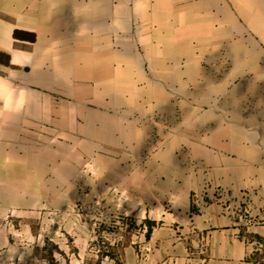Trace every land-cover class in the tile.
<instances>
[{
    "label": "crops",
    "instance_id": "crops-1",
    "mask_svg": "<svg viewBox=\"0 0 264 264\" xmlns=\"http://www.w3.org/2000/svg\"><path fill=\"white\" fill-rule=\"evenodd\" d=\"M0 264H264V0H0Z\"/></svg>",
    "mask_w": 264,
    "mask_h": 264
},
{
    "label": "rangeland",
    "instance_id": "rangeland-1",
    "mask_svg": "<svg viewBox=\"0 0 264 264\" xmlns=\"http://www.w3.org/2000/svg\"><path fill=\"white\" fill-rule=\"evenodd\" d=\"M89 199L92 200V205H95L96 208L92 209L91 213L89 212L90 209L84 208L88 205ZM129 203L128 197L120 193L106 196L99 194L92 197L77 196L75 202L71 203L66 212L52 213L50 223H53L56 229L51 228L50 235L69 234L72 236L76 234L87 236L88 241L92 239V242L90 241L87 245L89 250L95 249L97 242L99 246L100 241L108 244L113 241V252H116L117 248L120 247L121 225L123 223H134L126 214L129 213L127 212ZM84 219H87V222H84ZM2 223L6 225L7 229H11L15 233L18 230V223H21V218L15 210L9 209L4 213ZM79 223L82 228L77 226ZM103 223H109V226ZM146 223L150 222L146 221ZM95 225H98L97 228ZM105 232L114 234L113 237L111 236L112 239L110 241V238L106 237Z\"/></svg>",
    "mask_w": 264,
    "mask_h": 264
}]
</instances>
